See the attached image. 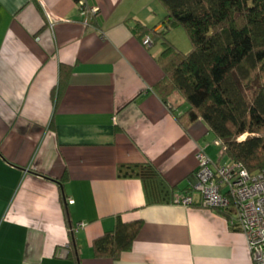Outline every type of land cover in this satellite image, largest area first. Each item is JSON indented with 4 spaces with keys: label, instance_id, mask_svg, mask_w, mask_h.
Here are the masks:
<instances>
[{
    "label": "crops",
    "instance_id": "obj_1",
    "mask_svg": "<svg viewBox=\"0 0 264 264\" xmlns=\"http://www.w3.org/2000/svg\"><path fill=\"white\" fill-rule=\"evenodd\" d=\"M87 1L99 12L86 26L76 0H0V264H76L80 223L81 264H254L245 234L195 191L197 151L216 160L218 138L179 120L178 94L173 111L157 94L163 47L132 31L161 30L165 8ZM121 163L157 173L121 178ZM118 218L143 220L132 248L95 256Z\"/></svg>",
    "mask_w": 264,
    "mask_h": 264
},
{
    "label": "trees",
    "instance_id": "obj_2",
    "mask_svg": "<svg viewBox=\"0 0 264 264\" xmlns=\"http://www.w3.org/2000/svg\"><path fill=\"white\" fill-rule=\"evenodd\" d=\"M158 1L166 10L163 28L157 30L141 22L132 27L141 40L151 36L153 45L162 42L158 62L164 76L155 91L172 111L171 97L178 94L187 106L179 120L184 119L185 125L203 120L223 141L225 155L252 174L263 170L264 0ZM179 25L192 42L189 53L167 38V32ZM156 171L148 163L118 165L119 177L145 182L153 179ZM65 178L60 180L62 185ZM142 226V219L118 218L112 231L94 239L95 256L118 259L132 248ZM69 256L81 264L74 234Z\"/></svg>",
    "mask_w": 264,
    "mask_h": 264
},
{
    "label": "built area",
    "instance_id": "obj_3",
    "mask_svg": "<svg viewBox=\"0 0 264 264\" xmlns=\"http://www.w3.org/2000/svg\"><path fill=\"white\" fill-rule=\"evenodd\" d=\"M76 3L83 23L89 25L99 8L91 6L87 0H76ZM142 42L147 47L153 45L151 36H146ZM215 144L221 147L216 160L211 159L204 147L197 151L195 191L204 207L226 212L231 226L245 234L253 263L264 264V169L250 173L241 163L224 154L222 140L217 139ZM180 199L184 204L194 202L190 195ZM84 225L80 223L72 229L73 234Z\"/></svg>",
    "mask_w": 264,
    "mask_h": 264
},
{
    "label": "rangeland",
    "instance_id": "obj_4",
    "mask_svg": "<svg viewBox=\"0 0 264 264\" xmlns=\"http://www.w3.org/2000/svg\"><path fill=\"white\" fill-rule=\"evenodd\" d=\"M167 38L173 45H175L180 51L184 53H189L193 48L187 30L181 25L172 27L167 32ZM156 46H162V42L158 41ZM240 139L242 140L244 137Z\"/></svg>",
    "mask_w": 264,
    "mask_h": 264
}]
</instances>
